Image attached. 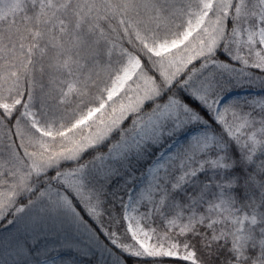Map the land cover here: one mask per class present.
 Instances as JSON below:
<instances>
[{
	"label": "snow or ice",
	"instance_id": "obj_1",
	"mask_svg": "<svg viewBox=\"0 0 264 264\" xmlns=\"http://www.w3.org/2000/svg\"><path fill=\"white\" fill-rule=\"evenodd\" d=\"M0 264H264V0H0Z\"/></svg>",
	"mask_w": 264,
	"mask_h": 264
}]
</instances>
